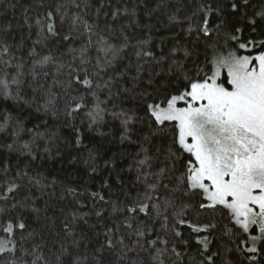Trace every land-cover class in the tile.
<instances>
[{"label":"trees","instance_id":"16d2710c","mask_svg":"<svg viewBox=\"0 0 264 264\" xmlns=\"http://www.w3.org/2000/svg\"><path fill=\"white\" fill-rule=\"evenodd\" d=\"M232 3L241 5L238 11L233 12ZM208 6L212 11H207ZM201 7L205 9L203 12L199 11ZM125 9L128 10L127 13ZM262 10L264 0H248L247 5L243 4V0H0V45L9 47L10 56L15 57L13 63L22 61L24 71L28 73L33 63L42 56H51L54 61L38 69L40 74L35 81L27 76L36 87V92L25 86L19 101L0 97V115L8 113L19 117L26 130H33L22 132L19 138L12 137L10 133H0V186L18 172L42 177V187L30 184L27 177L17 179L20 188L14 199L10 197L6 204L0 202V208L5 209V220L22 219L26 223L25 236L33 233L24 242L27 252L30 253L35 244L40 245L37 254L42 255L49 264H56L58 255L64 264H151V256L156 249L165 247L157 243L150 250L135 248L121 256L120 245L117 243L120 237L125 238L124 243L129 248H132L131 241L136 237H129V230L122 224L124 213L114 212L113 207H124L130 198L143 190V185L136 183L138 161L144 156L141 144L153 156L157 148L166 147V144L159 138H152L150 144L145 143L143 137L147 135V126L139 123L132 126L128 139H122L124 129L120 121L107 114L102 122L89 128L87 113L94 106V98L88 94L86 107L69 117L66 114V100L70 96L85 93L68 89V94L65 95L61 85L54 83L69 79L68 65L75 66L79 63L80 49L89 39L91 38L93 47L89 48L88 56L94 64L99 55L94 45L101 35L115 46L123 44V36L129 38L128 47L116 65L117 71L125 72L126 75L117 77L112 90H130L121 93L120 98L114 100L118 106L116 111L120 108L134 110L138 100L132 97L144 91L149 72H152L155 79L148 91L153 92L155 88L168 82L163 75L155 74L161 67L167 70L171 62L169 53L173 48L178 49L175 59L189 67L197 56L203 61L206 48L213 44L221 50H237L240 55H255L258 50H264L251 46L250 51L238 49V42L230 39L232 35H238L240 43L264 40V19L256 15ZM49 11L54 12L53 22L59 34L56 37L48 36L43 44H35L41 39L37 35L36 22L40 20L43 23ZM113 12L117 13L115 20ZM205 14L210 21L211 38L195 31L198 26H203ZM61 15L64 17L62 22ZM76 17L95 25V34L86 33L82 23L74 28L72 22ZM253 18L256 20L255 25L249 24V20ZM109 26L113 29L112 32L105 30ZM236 28L241 31L236 33ZM65 35H71L72 38L64 40ZM138 42H146L141 46L151 50L157 59L161 56L169 58L159 66L155 60L146 63L135 56L134 46ZM33 47L37 56L30 57L28 52ZM185 50L192 53L191 58L184 56ZM138 64L143 65V79L134 82L132 77L136 75ZM58 65H64L59 73ZM89 69L91 70V65ZM45 72L48 73L47 76L44 75ZM107 79L108 75H104L99 82L103 83ZM133 88L136 89L135 92L131 91ZM50 91L57 99L54 107L45 112L41 105L43 97ZM97 96L100 101H104L107 90L98 91ZM101 106L104 107L103 104ZM107 109L113 110V104L108 103ZM77 131L81 141L79 146L76 144ZM35 133H40L42 138H36L35 143H31L32 151L29 153L22 149V145L31 142ZM13 140L14 147L9 150L7 144L13 143ZM33 156L36 158L33 159ZM69 189H74V194H69ZM94 193L98 195L94 196ZM100 196L103 200L99 199ZM16 202L19 204L13 209L12 204ZM176 203L180 204L181 200L178 198ZM97 212H100L99 216L96 215ZM140 222L155 230L148 233L146 239H156V234L159 233L170 240L167 245L169 251L162 257L165 264H177L170 251L173 243H176L177 251L182 253V264H199L202 257L198 249L201 246L196 243V234L189 235L190 229H181L183 238L188 241L186 246L182 242L177 243L179 238L165 233L159 222L143 214L137 224ZM66 223L69 225L68 231L64 228ZM109 228L113 229L111 236L116 243V247L110 250L107 248L106 236ZM17 239H20L19 230ZM210 239L212 242L208 254L218 253L214 257L215 264H248L244 254L237 251V245L230 243L221 232L213 233ZM62 249L66 251L62 253ZM7 258L0 257V264H4ZM23 259L31 264L33 256L23 255Z\"/></svg>","mask_w":264,"mask_h":264},{"label":"snow or ice","instance_id":"6c2138e0","mask_svg":"<svg viewBox=\"0 0 264 264\" xmlns=\"http://www.w3.org/2000/svg\"><path fill=\"white\" fill-rule=\"evenodd\" d=\"M247 3L248 0H243L244 5ZM240 7L237 3L231 4L233 12L238 11ZM204 10L203 7L199 9L201 12ZM207 11H212L210 6ZM127 12L125 9V13ZM132 15H135L134 10ZM256 15L264 19V10ZM112 16L115 20L117 13L113 12ZM60 19L62 22L64 17L61 15ZM53 20L52 11L47 12L43 23L37 20V35L41 39L35 44H43L48 36H58ZM72 23L74 28L78 23H82L86 33L95 34V25L81 21L79 17L74 18ZM249 24L255 25L256 20L250 19ZM202 25L195 31L211 38L210 21L206 14ZM105 30L113 31L110 26ZM240 31V28L235 29L236 33ZM71 38V35L63 37L64 40ZM230 39L238 42V49H264V40L240 43L238 35H232ZM128 40L127 36H123V44L115 46L101 35L94 45L99 55L93 64L88 56L89 48L93 47L90 38L80 49L79 63L75 66L68 65L69 79L66 82L54 81L65 90V95L68 94V89L85 93L70 96L66 100V114L69 117L86 107V96L90 94L95 103L87 113L89 128L102 122L107 114L120 121L124 129L122 139H128L132 126L139 123L147 126V135L143 137L145 143L150 144L152 138H159L166 144V147L157 148L154 156L149 155V149L141 144L144 156L138 161L136 183L143 185V190L134 198H130L124 207H113L114 212L124 213L122 224L129 230V237H136L131 241L132 248L124 243L123 236L120 237L117 243L120 245L121 256L135 248L147 251L160 243L165 247L156 249L155 254L151 256V264H165L162 257L169 251L167 245L170 240L159 233L156 234V239H146V235L155 230L148 228L143 222L137 224L143 214L159 222L165 233L179 238L177 243L188 245L181 231L184 227L190 229L189 235L196 234V243L201 246L198 249L202 257L199 264H215L214 257L218 253H208L212 242L210 237L216 232H221L230 243L236 244L237 251L244 254L248 264H264V50H258L255 55H240L237 50H221L213 44L206 48L203 61L197 56L189 67L175 59L178 49L173 48L169 53L171 62L167 70L161 67L155 74L163 75L168 82L155 88L153 92L148 91L155 79L152 72H149L144 91L132 97L138 100L136 108H120L116 111L118 106L114 100L120 98L121 93L130 91L127 88H120L115 92L112 90L117 77L126 75L125 72H118L116 65L128 47ZM144 43L146 42H138L134 46L137 58L146 63L155 60L158 66L169 58L161 56L157 59L151 50L141 46ZM28 55L37 56L35 47ZM184 56L191 58L192 53L185 50ZM14 59L15 57L10 56L9 47L0 45V97L4 100L19 101L25 86L31 87L33 92L37 91L27 76H31L32 81H35L40 74L38 69L54 61L51 56H42L33 63L30 71L25 73L24 63H13ZM63 67L64 65H58L57 73ZM142 71L143 65L138 64L136 75L132 77L134 82L143 79ZM44 75L47 76L48 73L45 72ZM104 75H108V79L100 83ZM101 90H107L104 101H100L97 96V92ZM131 91L135 92L136 89ZM56 99V95L51 91L43 97L41 106L45 112L54 107ZM108 103L113 104V110L107 109ZM24 131L33 130H26L19 117L8 113L0 115V133H10L12 137L19 138ZM36 138H42L41 134L35 133L33 140L24 143L22 149L31 153V143H35ZM80 143V134L77 131L76 144L79 146ZM14 144L15 140L7 144V148L13 149ZM35 158L33 156V159ZM91 159L90 153L89 160ZM161 164L163 166H160ZM25 177L30 184L43 186L42 177L18 172L15 177L0 186V202L6 204L10 197L14 199L20 188L17 179L23 180ZM74 192V189H69V194ZM178 198L181 200L180 204L176 203ZM99 199L103 200V197L100 196ZM18 204L19 202L13 203L12 208H17ZM96 215L99 216L100 212ZM4 216L5 209L0 208V257H8L4 264H28L23 255L33 256L31 264H49L42 255L37 254L40 245L35 244L30 253L24 248V242L33 236V233L25 236V221L5 220ZM205 216L207 219H202ZM75 219L73 215V220ZM64 228L68 231L69 225L66 223ZM119 230L118 225L117 231ZM112 232L113 229L109 228L106 233L109 250L116 247ZM204 233L207 235H201ZM64 251L66 250L62 249V253ZM170 251L177 264H182V253L177 251L176 243H173ZM17 253L22 255L18 256ZM56 264H64L59 255L56 256Z\"/></svg>","mask_w":264,"mask_h":264}]
</instances>
